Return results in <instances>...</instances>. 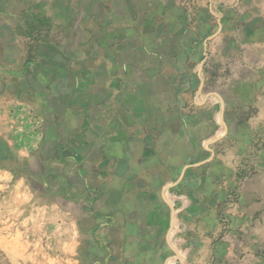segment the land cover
I'll return each mask as SVG.
<instances>
[{"label": "crops", "instance_id": "1", "mask_svg": "<svg viewBox=\"0 0 264 264\" xmlns=\"http://www.w3.org/2000/svg\"><path fill=\"white\" fill-rule=\"evenodd\" d=\"M19 1L0 0V187L9 175L35 214L21 218L26 246L0 255L208 262L210 191L195 163L218 127L208 99L224 94L200 59L244 42L228 25L244 0Z\"/></svg>", "mask_w": 264, "mask_h": 264}, {"label": "rangeland", "instance_id": "2", "mask_svg": "<svg viewBox=\"0 0 264 264\" xmlns=\"http://www.w3.org/2000/svg\"><path fill=\"white\" fill-rule=\"evenodd\" d=\"M15 9L31 6L20 0ZM241 9L237 11L241 16L229 18L228 25L239 29L244 42L235 44L227 38L226 46L211 44L200 59L209 85L220 87L224 94L208 99L214 103L218 127L198 150L200 159L195 163V169L203 167L210 191V258L205 264H264V0H244ZM192 100L197 105L204 98L195 95ZM3 176L7 186L0 187L4 204V209L0 205V246L20 250L33 233L21 218L35 210L27 211L29 200L19 194L20 184ZM35 260L37 264L45 258ZM28 263L0 255V264Z\"/></svg>", "mask_w": 264, "mask_h": 264}]
</instances>
